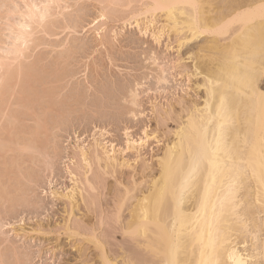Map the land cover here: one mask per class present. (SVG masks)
I'll use <instances>...</instances> for the list:
<instances>
[{
    "label": "bare ground",
    "instance_id": "obj_1",
    "mask_svg": "<svg viewBox=\"0 0 264 264\" xmlns=\"http://www.w3.org/2000/svg\"><path fill=\"white\" fill-rule=\"evenodd\" d=\"M25 1L24 10L17 7L19 21L7 24L10 47L0 48L3 50L0 52V102L4 92L10 91L8 81L15 74L10 69L11 62L20 59L32 40L33 31L49 16L50 4L55 0H41V4L36 3L40 0ZM106 1L120 6L139 0ZM140 2L142 8L133 11V15H144L145 20L139 16L144 32L150 30L156 40L164 34L173 35L177 48H182L202 36L205 38L190 54L196 60L192 65L194 73L203 75L199 85L203 87V102L184 107L185 118L175 131L174 140L165 145L155 166L143 164L137 173L132 174L135 165L122 158L121 151L113 146L108 149L101 141L93 140L87 149L77 147L76 155L83 162L82 180L74 178L77 175L69 170L73 185L66 192L53 191L54 196L65 201L68 218L60 227L43 230L91 244L94 253L88 260L97 264H264V0ZM12 10L9 12L15 14ZM157 17H163V24L156 28ZM7 41L4 42L8 46ZM2 113V119L13 122L14 117L11 120L7 115L9 120ZM12 116L16 118L15 114ZM16 120L14 123H18ZM41 120H37L41 128L36 122L37 129L31 132L33 138L20 145L31 153L41 151L38 143L43 144V139L39 141L37 134L47 123L42 120V125ZM8 131L5 133L12 136V131ZM15 136L9 137L13 140L10 145L1 135L0 146H5L3 149L12 146L18 151L20 146H13ZM143 140H139L140 145ZM137 142L129 141L128 147L135 148ZM0 151L3 152L0 155L4 154ZM17 161H3L7 170L11 166L8 175L16 173ZM93 164L97 165V171ZM3 171L0 170L2 182ZM16 174L8 178H20ZM109 177L114 178L115 185L110 184L106 198L102 194ZM2 182L0 200L8 195L5 192L8 186ZM97 195L105 198L102 202L110 212L101 233L97 230L104 223L105 213H100L99 227L88 216L91 213L96 217ZM81 206L84 213L76 218V210ZM115 232L120 233L126 248L123 255L115 254L111 248ZM77 245L79 250L83 249V244ZM118 256L122 259L120 263L116 260Z\"/></svg>",
    "mask_w": 264,
    "mask_h": 264
},
{
    "label": "rangeland",
    "instance_id": "obj_2",
    "mask_svg": "<svg viewBox=\"0 0 264 264\" xmlns=\"http://www.w3.org/2000/svg\"><path fill=\"white\" fill-rule=\"evenodd\" d=\"M55 1L50 4L49 16L33 28L24 55L11 62L10 69L15 74L12 72L14 77L8 81L10 87L6 84L10 89L3 94L6 104L3 96L4 103L0 102L1 116L14 117L13 122L0 117L1 128L7 127V131L13 128L12 136L5 130L0 131V138L2 135L1 139L5 142L7 138V143L12 145L9 137L16 135L13 142L16 148L33 138L31 132L37 129L36 122L47 118L46 127L37 134L38 140L43 139V144L38 143L39 153L21 146L19 153L12 146H9L11 151L7 149V144L5 149L0 146L3 151L7 149L0 155V166L18 160L17 165L14 163L20 168L12 165L20 174V178L12 177L14 181L8 178L17 176L14 171L16 175L11 172L8 175L11 166L8 170L5 164L0 167L2 171L5 168L6 177L0 182L11 189L7 191L5 187L9 196L6 198L15 197L11 201V198L0 200V264H97L88 260L94 253L91 244L58 232H44L46 228L60 227L68 218L65 201L54 196L53 191L66 192L73 185L69 170L77 175L74 178L82 180L83 162L76 155L77 147L87 149L93 140L101 141L108 149L113 146L121 151L122 158L135 165L132 174L137 173L143 164L155 166L165 145L174 140L175 131L185 118L184 107L201 104L204 99L203 87L199 86L203 75L194 73L192 65L196 60L190 58L204 43L203 36L182 48H177L173 35L164 34L156 40L150 30L144 32L141 24L144 15L138 18L133 15V11L142 8L141 0L120 6L107 4L106 0ZM17 7L24 10V0H0V48H6L3 50L11 45V39L7 41L10 35L7 24L19 21ZM162 24L163 17H157L154 26ZM4 41L10 42L9 45ZM28 71L30 75H26ZM15 138H18L16 142L19 140L17 143ZM133 139L138 141L137 146L128 147ZM139 140L144 143L140 145ZM92 166L94 171L98 170L96 164ZM113 181L114 178L106 179L103 197L109 196L106 193ZM16 185L20 186L17 191ZM103 197L97 195L96 217L88 214L97 225L100 213L107 214L104 223L98 225L100 233L110 214ZM16 198L22 202L17 204ZM83 213L81 206L76 210V218ZM111 240L113 252L123 255L126 248L120 233L115 232ZM77 244H83V249L79 250ZM116 260L120 263L122 259L118 256Z\"/></svg>",
    "mask_w": 264,
    "mask_h": 264
}]
</instances>
